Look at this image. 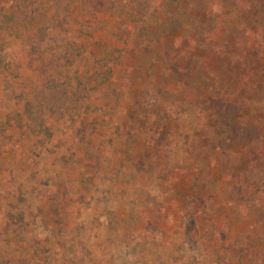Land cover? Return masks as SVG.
Listing matches in <instances>:
<instances>
[{
  "label": "rangeland",
  "instance_id": "obj_1",
  "mask_svg": "<svg viewBox=\"0 0 264 264\" xmlns=\"http://www.w3.org/2000/svg\"><path fill=\"white\" fill-rule=\"evenodd\" d=\"M262 2L147 76L119 0H0V264H251V140L217 117H264L238 104L264 93Z\"/></svg>",
  "mask_w": 264,
  "mask_h": 264
},
{
  "label": "trees",
  "instance_id": "obj_2",
  "mask_svg": "<svg viewBox=\"0 0 264 264\" xmlns=\"http://www.w3.org/2000/svg\"><path fill=\"white\" fill-rule=\"evenodd\" d=\"M261 6H263L262 0H119V8L125 16L124 23L131 25L130 31H133V34L130 31L126 32L128 39H123L127 44L130 39L131 45L126 51L130 56L141 58L136 63L135 69L138 72L142 71L147 76H153L156 65L163 63L168 65L174 61L182 42L198 46L205 44L214 46L218 40H210L212 32L229 35L233 31L232 28L237 29V24H242V20L244 21L241 17L242 13L249 12L250 19H255L254 11H259ZM218 25L219 29L216 28ZM255 34L257 35L258 32ZM215 47L218 50L220 48L219 45ZM219 53L223 54L221 51ZM120 59V55H116L108 69L119 63ZM263 94L257 89L249 90L245 95L239 96L238 104L244 106L249 102L253 104L257 99H263ZM236 107L231 105L228 111L221 110L220 113L222 112L223 115L218 116L217 121H222L226 126L225 131L236 139L246 137L251 140L247 148L246 170L241 176H237L245 181L244 189L248 191V196L241 197L237 208L242 211L247 207L248 214L264 216L262 205L264 201V117L255 116L257 119L251 117L245 118L243 122H235L237 119L234 108ZM259 110L264 114V101ZM38 126L49 133L42 121L38 122ZM209 209L211 212L206 218L200 217V222L207 230L215 231V226L211 227L210 218L218 207L210 205ZM247 238L246 252L241 255L239 250V257L242 261L247 260L251 264H256L264 238L260 240L256 234H251Z\"/></svg>",
  "mask_w": 264,
  "mask_h": 264
}]
</instances>
